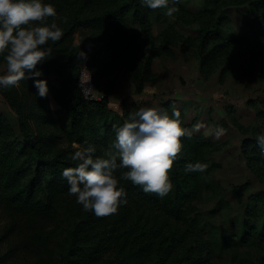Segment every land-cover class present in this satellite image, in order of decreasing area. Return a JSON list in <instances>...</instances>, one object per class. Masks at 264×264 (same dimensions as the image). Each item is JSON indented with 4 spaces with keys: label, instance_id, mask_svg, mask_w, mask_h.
Returning a JSON list of instances; mask_svg holds the SVG:
<instances>
[{
    "label": "trees",
    "instance_id": "16d2710c",
    "mask_svg": "<svg viewBox=\"0 0 264 264\" xmlns=\"http://www.w3.org/2000/svg\"><path fill=\"white\" fill-rule=\"evenodd\" d=\"M87 3L110 4L101 13L90 17L73 18L62 28V38L50 44V47L61 45L70 39L76 27L107 26L118 29L124 19L131 14L139 20L146 30H150L149 13L152 9L142 6L141 0H85ZM171 2V0H170ZM247 4L243 13L245 34L227 37L224 42L239 39L243 45H264V0H203L198 9H187L176 5L179 12L177 19L184 24L197 22L198 40L196 50L203 56L206 51L212 52L214 47L210 41L219 38L222 41L221 23L229 17L228 10L234 6ZM156 10L166 11L160 8ZM51 17L48 18V20ZM47 20V21H48ZM176 34L174 40H176ZM47 47V46H46ZM60 48V47H58ZM135 44L131 41L114 55L106 64L93 69L91 81L96 89L104 92L100 99H85L79 87L80 66L78 61L68 57L66 68H47L45 62L37 65V70L45 76L30 80L43 79L47 81L48 93L56 104L48 106V97L41 98L43 103L36 114L40 124L45 129L37 132L29 129L20 109V100L14 87H0L1 94L10 106L16 110V119L21 138L17 135L8 117L0 113V202L6 209H11L19 215H40L42 217L63 218L66 240L61 243L59 264H99L104 251L111 244H118L120 262L106 261L105 264H208L212 258V250L217 244H224L233 251L231 264H244L243 258L237 256L239 247H255L263 251L258 257V264H264V189L246 193L250 182L234 184L232 192L243 203V213L232 232L218 235L215 230H208V236L202 234L200 221L194 215L196 202L205 192L214 188L211 170L215 163L211 159V151L215 141L201 133H193L191 139L184 137L181 155L174 162L169 173L172 191L160 198L154 193H145L139 186L130 181L121 180V186L127 193L126 204H121L116 214L97 217L94 212L77 211V217L69 219L66 201L71 196L69 185L62 176L66 167H75L77 161L71 155L77 150L72 146H62L66 139L68 143L77 142L80 147L93 145L96 156H103L104 151L115 139L117 125L104 123L110 108L107 98L109 91L104 87L103 80L108 78L117 65L133 55ZM167 44H163L160 53L172 56ZM157 54H160V53ZM204 57L200 61V72L203 74ZM58 77L53 83L50 73ZM136 79L135 91L141 94L149 81L150 70L143 69ZM26 75L29 73L26 72ZM106 90V91H105ZM48 107V108H47ZM132 107H134L132 105ZM161 108L171 115L173 109L181 113L182 126L189 127L184 121L182 107L175 105V99L161 103ZM129 108L124 112L129 119ZM69 120L66 130L61 126V113ZM255 138L243 139L241 150L248 167L264 181V156L261 148L255 152ZM263 161V163L261 162ZM208 164L204 173L185 172L188 163ZM119 163V159L117 160ZM126 169H118L115 175ZM246 196V197H245ZM245 197V200H244ZM196 201V202H195ZM64 213V214H62ZM193 214V215H192ZM110 218V228L106 235L98 240H85L80 233L97 221ZM17 227V224H16ZM61 228H59L60 230ZM14 227L11 231H14ZM80 233V234H79Z\"/></svg>",
    "mask_w": 264,
    "mask_h": 264
},
{
    "label": "rangeland",
    "instance_id": "374dc122",
    "mask_svg": "<svg viewBox=\"0 0 264 264\" xmlns=\"http://www.w3.org/2000/svg\"><path fill=\"white\" fill-rule=\"evenodd\" d=\"M55 6L56 16L47 23L55 22L61 29L73 18L90 17L101 13L110 4L87 3L85 0H43ZM203 0H180L187 9H198ZM247 4L234 6L228 10L229 17L221 23L222 41L212 39L203 56L198 55L197 22L182 23L175 14L168 17L166 11L154 10L149 13L150 30L129 14L118 29L107 26L76 27L70 39L61 45L52 47V56L47 59V68H66L68 57L78 61L80 70L90 76L93 69L106 64L120 50L133 42V55L120 62L112 74L103 80L107 90L110 111L104 121L107 125H117L127 121L124 108L138 111L142 107L158 106L168 99H175V105L182 107L184 121L191 129L198 123L205 126L194 133H201L214 139L211 159L215 166L211 170L214 188L207 191L196 202V217L202 226V234L208 236V230H215L218 235L227 234L237 226L243 213V203L232 192L234 184L249 181L246 193L264 189V181L247 165L241 150L243 139L255 138L264 134V45H243L239 39L226 43L227 37H238L248 32L244 26L243 13ZM177 39L174 40V37ZM51 41L48 42L50 46ZM163 44L169 46L172 56L160 53ZM60 47V48H58ZM86 58L79 57V53ZM160 54H157V53ZM204 57L203 74L200 72V61ZM151 74L141 94L135 91L136 79L143 69ZM54 71V70H52ZM6 73V62L0 56V75ZM41 76H45L42 73ZM82 76V74H81ZM80 76L79 87L85 99H98L103 95L94 86L91 95H86V81ZM53 83L58 77L55 71L50 73ZM20 100V109L25 116L29 129L37 132L46 127L40 124L36 114L43 103L34 87V82L21 80L14 87ZM48 106L56 104L47 93ZM100 99V98H99ZM132 105L134 107H132ZM48 108V107H47ZM0 113L6 115L21 138L16 119V110L0 92ZM61 114V126L68 128L69 120L64 112ZM217 129L223 134L217 139ZM76 148L77 142L68 143L65 139L62 146ZM260 147L255 144V152ZM261 155L264 152L259 150ZM263 163V161L261 160ZM246 197V196H245ZM244 197V200H245ZM65 214L69 219L77 217L82 205L71 195L66 201ZM64 214V213H62ZM193 215V214H192ZM62 216L42 217L40 215H19L6 209L0 202V264H59L61 243L66 240ZM17 224V227H16ZM111 224L110 218L97 221L80 233L85 240H98L106 235ZM14 227V231L11 229ZM59 228H61L59 230ZM79 233V234H80ZM118 244H111L104 251L99 264L106 261L120 262ZM234 249V248H231ZM224 244H217L212 250L208 264H231L233 251ZM237 256L243 258L244 264H258V257L263 253L259 248L236 249ZM98 264V263H96Z\"/></svg>",
    "mask_w": 264,
    "mask_h": 264
},
{
    "label": "clouds",
    "instance_id": "9594fccd",
    "mask_svg": "<svg viewBox=\"0 0 264 264\" xmlns=\"http://www.w3.org/2000/svg\"><path fill=\"white\" fill-rule=\"evenodd\" d=\"M179 2L141 0L142 6L152 10L166 9L168 17L179 12L176 6ZM55 16V6L43 0H0V56L6 62L0 87H17L21 80L42 75L37 65L52 56V48L46 45L63 36L55 22L47 23L49 17ZM79 57L86 58V54L80 52ZM34 87L41 98L47 96L46 80L35 79ZM180 117L177 109L169 115L158 106L142 107L129 113L128 121L115 129V139L103 156L95 155L93 145H77L71 155L77 165L62 171L69 194L76 197L85 211L94 212L97 217L116 214L121 204L127 203L121 180L130 181L145 193H154L160 198L167 196L173 188L169 173L184 147L182 138L191 139L194 132L205 126L198 123L189 129L182 126ZM222 134L223 129H217L215 136L218 139ZM256 142L264 152V134L258 135ZM207 168L208 164L197 162L186 164L184 170L204 173ZM118 169H126L119 178L115 175Z\"/></svg>",
    "mask_w": 264,
    "mask_h": 264
},
{
    "label": "built area",
    "instance_id": "2783aa9c",
    "mask_svg": "<svg viewBox=\"0 0 264 264\" xmlns=\"http://www.w3.org/2000/svg\"><path fill=\"white\" fill-rule=\"evenodd\" d=\"M81 74H82V76H81ZM80 76L81 77H83V79L86 81V95H91L90 97H92V94H93V92H92V88H93V83H92V81H91V76L88 74V73H86L85 71H82V70H80ZM89 76H90V79H89ZM89 79V80H88ZM96 98H102V95H97L96 96Z\"/></svg>",
    "mask_w": 264,
    "mask_h": 264
},
{
    "label": "crops",
    "instance_id": "0c3cea01",
    "mask_svg": "<svg viewBox=\"0 0 264 264\" xmlns=\"http://www.w3.org/2000/svg\"><path fill=\"white\" fill-rule=\"evenodd\" d=\"M176 104V103H175Z\"/></svg>",
    "mask_w": 264,
    "mask_h": 264
}]
</instances>
